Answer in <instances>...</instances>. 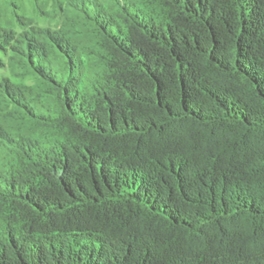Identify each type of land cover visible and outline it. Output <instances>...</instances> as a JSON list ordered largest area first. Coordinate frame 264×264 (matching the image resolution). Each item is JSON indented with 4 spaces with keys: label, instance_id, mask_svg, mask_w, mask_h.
Here are the masks:
<instances>
[{
    "label": "trees",
    "instance_id": "16d2710c",
    "mask_svg": "<svg viewBox=\"0 0 264 264\" xmlns=\"http://www.w3.org/2000/svg\"><path fill=\"white\" fill-rule=\"evenodd\" d=\"M122 7L89 104L33 56L63 141L14 146L0 264H264V0Z\"/></svg>",
    "mask_w": 264,
    "mask_h": 264
},
{
    "label": "rangeland",
    "instance_id": "374dc122",
    "mask_svg": "<svg viewBox=\"0 0 264 264\" xmlns=\"http://www.w3.org/2000/svg\"><path fill=\"white\" fill-rule=\"evenodd\" d=\"M123 2L138 7L140 0H0L2 177L8 175V166L16 165L12 154L19 141L29 142L35 151L53 149L63 141L61 128L52 119L60 115V101L67 92L77 104L87 105L93 99L102 85L100 30L106 23L121 27ZM41 54L61 83L71 84L66 93L47 85L34 62L38 58H33Z\"/></svg>",
    "mask_w": 264,
    "mask_h": 264
}]
</instances>
